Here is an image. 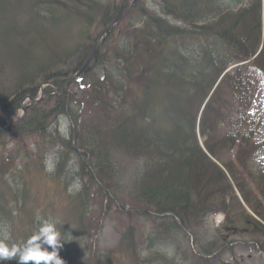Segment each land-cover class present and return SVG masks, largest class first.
Instances as JSON below:
<instances>
[{"label": "trees", "instance_id": "obj_1", "mask_svg": "<svg viewBox=\"0 0 264 264\" xmlns=\"http://www.w3.org/2000/svg\"><path fill=\"white\" fill-rule=\"evenodd\" d=\"M130 1L0 0V125L51 84L16 137L0 133V238L4 228L9 245L26 241L40 216L56 222L65 264H145L144 232L130 221L149 218L150 248L173 232L192 235L198 254L179 242L175 264H217L220 253L202 254L228 234L264 248V171L251 169L261 147L253 109L264 92V0H138L107 31L76 93L53 95ZM61 118L71 123L65 133ZM94 201L96 231L111 205L129 219L117 222L114 249L90 241ZM216 213L226 225L204 245Z\"/></svg>", "mask_w": 264, "mask_h": 264}, {"label": "rangeland", "instance_id": "obj_2", "mask_svg": "<svg viewBox=\"0 0 264 264\" xmlns=\"http://www.w3.org/2000/svg\"><path fill=\"white\" fill-rule=\"evenodd\" d=\"M248 0H242L238 6H240L243 2ZM70 91H74L76 93V87L72 84H69ZM254 113H256V116L258 120L262 121L261 130L259 135L256 137L258 142L261 143V147L257 150L255 156L252 159V170L253 172L258 171H264V92H261L259 94L257 103L254 106ZM60 128L62 129V132H67L68 129V122L66 119L61 118L60 119ZM122 170H124V177L129 178L131 176L129 166L126 164L122 165ZM101 201H94L92 209L94 210L88 219L89 222V229H90V241L95 243L97 249L101 251H107L110 249H114L117 246L118 240H119V232L122 230L121 228H118V221L127 222L129 221L128 217L124 215V213L118 212L112 205L109 209H105V213L107 216V219L104 220V224L99 228L98 232H96V227L98 226L99 220L101 219L99 211ZM96 206V207H95ZM259 218V217H258ZM223 215L222 214H216L212 217H210L207 221V224L204 228L206 229L207 233H209V236L204 240L203 244L207 245L211 240L213 234L217 231L216 229H219L222 227L224 229V225H226L225 222H222ZM130 223L136 225L137 229L144 232L143 236L141 238V241L144 243L141 250V259L145 261V264H162L155 259H176V262L179 263V256L177 255L176 246L179 244H183V246L188 247L189 241L184 239L185 237L182 236L181 233H175L173 232L171 235V238L168 239L167 243H160L156 245V247H149L148 243L152 241L149 240L147 237L152 229V222L149 218H134ZM145 224L146 228L148 229L147 232H145V229L142 228V224ZM221 223H223L221 225ZM4 228H2L3 232ZM222 230V229H220ZM223 233V231L221 232ZM232 248L224 249L219 256L218 263L222 264L221 261L224 262V264H264V254L262 255L259 253L253 245H251L250 237L240 234V235H234V234H228L227 236V242L233 241ZM154 242V241H152ZM193 245H195L193 243ZM181 263V262H180Z\"/></svg>", "mask_w": 264, "mask_h": 264}, {"label": "clouds", "instance_id": "obj_3", "mask_svg": "<svg viewBox=\"0 0 264 264\" xmlns=\"http://www.w3.org/2000/svg\"><path fill=\"white\" fill-rule=\"evenodd\" d=\"M37 230L26 241L9 245V233L4 230L0 238V264L12 259L17 264H65L59 250L63 246L56 222L37 216ZM51 248V250H49Z\"/></svg>", "mask_w": 264, "mask_h": 264}, {"label": "water", "instance_id": "obj_4", "mask_svg": "<svg viewBox=\"0 0 264 264\" xmlns=\"http://www.w3.org/2000/svg\"><path fill=\"white\" fill-rule=\"evenodd\" d=\"M137 0H133L131 3H129L123 10H122V12L111 22V23H109L103 30H102V32H101V35H100V38L102 37V36H104V34L107 32V30L110 28V27H112L113 25H115L117 22H118V20H120L127 12H128V10L135 4V2H136ZM100 39H98L96 42H95V44L93 45V47H92V49H91V51H90V53H89V55H88V57H87V59L85 60V63L83 64V66H82V68L85 66V65H87L89 62H90V60L92 59V57H93V55H94V53H95V51H96V49L98 48V46H99V43H100ZM72 80V79H71ZM23 118V116L18 120V121H16L15 123H13L12 125H10V126H8L9 128H11V127H13L15 124H17L18 122H20V120Z\"/></svg>", "mask_w": 264, "mask_h": 264}, {"label": "bare ground", "instance_id": "obj_5", "mask_svg": "<svg viewBox=\"0 0 264 264\" xmlns=\"http://www.w3.org/2000/svg\"><path fill=\"white\" fill-rule=\"evenodd\" d=\"M111 22H112V21H111ZM111 22H110V23H111ZM85 60H86V59H85ZM84 63H85V61L83 62V64H84ZM83 64H82V65H83ZM85 66H87V65H85Z\"/></svg>", "mask_w": 264, "mask_h": 264}]
</instances>
